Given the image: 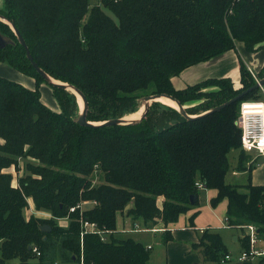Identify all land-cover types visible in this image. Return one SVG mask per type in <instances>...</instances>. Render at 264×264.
<instances>
[{
    "label": "trees",
    "instance_id": "trees-1",
    "mask_svg": "<svg viewBox=\"0 0 264 264\" xmlns=\"http://www.w3.org/2000/svg\"><path fill=\"white\" fill-rule=\"evenodd\" d=\"M0 14L18 29L43 71L83 93L88 122L133 114L140 100L155 94L174 97L189 115L198 116L187 119L153 102L135 124L79 125L75 95L47 83L11 27L0 21V63L36 84L29 89L0 76V264L13 259L28 264L35 257L42 264H76L82 220L110 232L105 241L85 235L86 264H149L150 249L118 236V214L142 220L149 229L158 223L167 227L198 208L199 198L190 202L191 196L199 197L198 184L218 192L214 205L228 201V227L243 231L254 225L258 238H264V185L249 180L241 188L225 181L232 151L239 150V164L246 169L249 157L236 122L242 102L261 101V88L205 114L256 84L242 60L240 88L228 77L184 89L172 83L185 69L238 43L252 53L264 49V0H4ZM258 76L264 78V66ZM43 83L51 87L59 110L44 104ZM196 100L201 103L187 106ZM22 160L25 170L16 187L13 175L4 171L11 166L19 171ZM96 173L104 178L99 185ZM29 199L51 218L27 219ZM82 201L97 204L70 213ZM67 217L69 226L61 227L57 221ZM44 225L51 231L43 232ZM164 236V242L171 239L169 230ZM244 240L243 251H249V236ZM193 247L204 262L221 263L228 254L210 229Z\"/></svg>",
    "mask_w": 264,
    "mask_h": 264
},
{
    "label": "crops",
    "instance_id": "crops-1",
    "mask_svg": "<svg viewBox=\"0 0 264 264\" xmlns=\"http://www.w3.org/2000/svg\"><path fill=\"white\" fill-rule=\"evenodd\" d=\"M3 7H4V0H0V9H3ZM262 50L264 49H261L259 51H262ZM257 52H253V53L249 52L246 50L243 43H238L236 45V49L230 50L216 59H212L207 62L199 63V64H196L194 66H191L185 69L178 76H175L172 78V83L176 89H184L189 85L199 83L209 78L228 77L232 79L236 88H240L241 86L240 84L241 61L238 58V55L246 59V62L244 61V63L246 64L248 69L250 68L258 76L259 72L264 66V56H263L264 54L263 55L256 54L254 56V53H257ZM256 56L260 57L259 62L253 61L254 57ZM255 62H257L256 65H253ZM3 65H8V64L0 63V67H2ZM253 66H255V68ZM29 89H32V88H29ZM51 92H52V89H51ZM260 92H261V101L264 102V87L261 88ZM247 156L249 157V159L246 164L245 171L248 172L252 180V184L264 185V161L262 163H260L259 161L261 158H264V156L259 155L258 153H247ZM234 174L235 176L238 175L236 172H234ZM30 200L31 199H29V207L31 209V215H34L39 218H51L50 212L37 211L36 209L34 210L35 208L34 203L32 202V200L31 201ZM91 206L92 205L90 204L86 205L87 208ZM193 211L198 212L199 209H194ZM121 218H122L121 227L124 228V220H125L124 218L126 219H129V218L124 217L123 215H121ZM57 222L61 227L67 228L69 226L68 219H60ZM121 227L117 226L118 234L122 233ZM154 227H160V228H163L164 230L165 229L169 230L171 239L167 242H164V237H165L164 231L153 232L151 231V229L147 227H145V229L143 230H140L137 233V235L128 236V237H131L134 240L140 242L146 248L150 247V250H152L155 245L152 243V240H157L158 236H160L159 240H157V243H162L161 245L165 247L164 249V251H166L165 252V257H166L165 264H222V263L214 262V261L204 262L202 254L193 247L194 244H197L199 242L201 232L205 231L206 229H210L211 231H213L209 226L204 227V228L203 227L199 228L194 225H190V221H188L187 218H182L177 223L170 224L167 227H164L162 223H158ZM235 240L238 241L239 237L236 238ZM229 255H231L232 260L224 264H260V260H259V263L255 261V259L257 258H254L252 260H247V261L237 260L240 253L229 254ZM40 264H42L41 260H40ZM53 264H64V263H61L60 261L56 260Z\"/></svg>",
    "mask_w": 264,
    "mask_h": 264
},
{
    "label": "rangeland",
    "instance_id": "rangeland-1",
    "mask_svg": "<svg viewBox=\"0 0 264 264\" xmlns=\"http://www.w3.org/2000/svg\"><path fill=\"white\" fill-rule=\"evenodd\" d=\"M91 1L93 4L97 3V0H91ZM263 52H264V50L259 51L257 53H254V56L256 54L263 55L264 54ZM238 58L240 59V61L242 60L243 62L244 61L246 62V59L242 58V56L238 55ZM259 60H260V57L256 56V57H254L253 61L259 62ZM257 62H255L253 65H256ZM253 67L255 68V66H253ZM0 70H1L0 71L1 77L7 78L11 81H15L17 83H21L22 85H24L28 88L34 89L36 87L35 82L32 78L17 72L15 69H13L12 67H10L8 65H3L2 67H0ZM211 89L212 88H208V89H205V91L209 92ZM40 91H41L42 100H43L44 104H46L49 108H51L55 111L59 110L58 109L59 106H58L56 100L54 99V96L51 92L50 86L47 83H43L40 85ZM70 93H72V92H70ZM75 98H76V102H77V106H78L77 107L78 111L76 112V114L79 115L81 112V108L79 105L80 101L78 100V97L76 95H75ZM199 103H201V101L196 100V101H192V102L187 103V106H194V105H197ZM142 105H143V99L140 100L139 110H141ZM183 107H184V109L186 108V106H183ZM129 115H131V114H128L125 117H128ZM192 116H196V115H192ZM229 161H230L229 169H228L227 174L225 176V181L227 184L239 185L242 188L243 185L248 184L250 181L252 183V180L249 179L250 176H249L248 172L245 171L244 169H242L240 164H239V150H234L230 153ZM259 161H260V163H262L264 161V158H261ZM19 168H20V170L17 171L14 166H11L10 168L5 169V171H4L5 173H10L13 175L12 183L14 184V186H16V182H17L18 177L21 176L25 170L24 160L20 161ZM234 172H236L238 175L235 176ZM103 181H104V178L101 175V173H96L95 177H94L95 185H99V184L103 183ZM240 191L245 192L244 189H240ZM217 196H218V192L215 189H212V188L207 189V188L201 187L199 189V203H198L199 206H198V208H195V209H199L196 216H195L196 211H193L194 209H191L190 211H188L187 213L182 215L178 221H180V219H182V218H187L188 221L192 220V221H190V225H194V226L199 227V228H201V227L204 228V227L209 226L214 232H217L220 235V237L222 238V242H223L225 252H227L228 254L241 253L245 247L244 238H245V236L246 237L249 236V232H248L249 229H248V227H245V230L242 231L240 228L227 226V220L226 219H227V215H228V201L226 199H221V200H218L217 203H215V205H214L212 203V200L216 199ZM159 205H161V202H159ZM35 209L36 208H34V210ZM24 215L27 219H29L30 216H32L30 207H27L24 210ZM124 219H125L124 220V228H122L121 227L122 226L121 225L122 224L121 215L117 216V226L121 227V230H122V233L118 234V236L120 238H127L128 236L137 235V233L139 231L134 229L135 225H137L139 228H141L138 230L145 229V225L143 224L142 220H137L134 222L131 219H126V218H124ZM156 228H160V227H156ZM238 237H239V240L236 241L235 239ZM159 238H160V236H158L157 240H159ZM157 240H152V243L155 245H154L153 249L150 250V252H149V254H150L149 264H165V260H166V257H165L166 251H164L165 247L161 245L162 243H157ZM254 249H256V250L264 249V238L259 239V241L255 244ZM259 260L260 259H258V258L255 259V261L257 263H259ZM7 264H21V263H20L19 259H13V260L7 262ZM28 264H40V260H39V258L35 257V258L29 260ZM69 264H74V263H69Z\"/></svg>",
    "mask_w": 264,
    "mask_h": 264
},
{
    "label": "built area",
    "instance_id": "built-area-1",
    "mask_svg": "<svg viewBox=\"0 0 264 264\" xmlns=\"http://www.w3.org/2000/svg\"><path fill=\"white\" fill-rule=\"evenodd\" d=\"M250 73L258 82L260 78L249 68ZM237 126L241 129V147L246 153H258L259 155L264 156V102L263 101H244L240 104L239 117L236 122ZM17 187V183H16ZM199 189L202 184H198ZM96 205V201H82L76 206L70 208V213H74L77 210L83 212L86 210V205ZM68 219L69 218H64ZM227 220V219H226ZM135 230L140 231L137 225L134 227ZM249 229V238L251 243V249L249 251H243L240 253L237 260L247 261L254 258H264V249L256 250L254 249L255 244L259 241L257 236L256 227L254 225L248 226ZM153 232L165 231L163 228L153 227L151 229ZM110 232L101 229L95 222L89 220L81 221V254L79 261L76 264H86L83 252V240L86 234H97L100 236L102 241L107 239V236ZM150 249V247H148ZM37 255H40L37 249H34ZM232 260L231 255L227 254L222 260L221 263L224 264Z\"/></svg>",
    "mask_w": 264,
    "mask_h": 264
},
{
    "label": "water",
    "instance_id": "water-1",
    "mask_svg": "<svg viewBox=\"0 0 264 264\" xmlns=\"http://www.w3.org/2000/svg\"><path fill=\"white\" fill-rule=\"evenodd\" d=\"M0 21L8 24L11 27V29L14 31L15 35L17 36L20 44L24 47V49L26 51L27 58L29 59V61L31 62L33 67L36 69V71L47 81V83H49L51 85H54V86H57V87H60V88H63L66 91L72 92L77 97L80 96V98L82 99L83 107L81 108L80 115L78 116V119H77V123L79 125L98 127V126H113V125H129V124L138 123V122H140L141 120H143L146 117V114H147L151 104L153 102H160L159 99H160V97H163V96L167 97V98H170L171 100L176 102V104L178 106L177 110L185 118L194 119V118L198 117V116L189 115L186 112V110L184 109V107L180 104V102L177 101L174 97L169 96V95H164V94L163 95L155 94V95H151V96H147V97L143 98L142 107L144 109H143V113H142L141 117L138 120H130L127 117H123V118L112 119V120H109V121L99 122V123L88 122L87 119H86V112H87V108H88V102H87L86 97L83 95V93L80 90H78L77 88H75L74 86H72V85H70L68 83L62 82V81H58V80L52 78L50 75H48L45 71H43L37 65V63L34 61V58H33L32 54H31V52H30V50H29V48H28V46L26 44V41L24 40L23 36L20 34L18 29L10 21H8L5 17H3L1 14H0ZM52 79H54V81ZM263 87H264V78H262L258 82H256V84L253 87H251L250 89L243 91L242 93H240L239 95H237L233 99H231L228 102H226V103H224V104H222V105L210 110L209 112H206L205 114L210 113V112L220 111V110L224 109L225 107L233 104L234 102L240 100L248 92H250V91H252L254 89H259V88H263ZM197 200H198V195H193V196L190 197L191 204H194ZM129 207H130V205H128L126 207V209H128ZM41 230L43 232H50L51 231V227L48 226V225H44V226L41 227ZM29 249H32V247L29 246Z\"/></svg>",
    "mask_w": 264,
    "mask_h": 264
},
{
    "label": "bare ground",
    "instance_id": "bare-ground-1",
    "mask_svg": "<svg viewBox=\"0 0 264 264\" xmlns=\"http://www.w3.org/2000/svg\"><path fill=\"white\" fill-rule=\"evenodd\" d=\"M54 81V79H52ZM78 100L80 101L79 102V105H80V108L83 107V103H82V99L80 98V96H78ZM160 102H162L163 104L167 105V106H170L172 108H175L177 109L178 106L176 104V102H174L173 100H171L170 98H167V97H160L159 99ZM143 107H141V110H139L138 112L134 113V114H131L129 115L127 118L130 119V120H138L142 113H143Z\"/></svg>",
    "mask_w": 264,
    "mask_h": 264
}]
</instances>
